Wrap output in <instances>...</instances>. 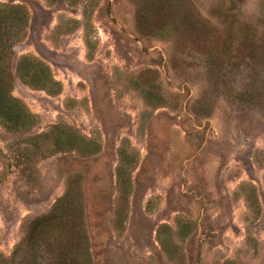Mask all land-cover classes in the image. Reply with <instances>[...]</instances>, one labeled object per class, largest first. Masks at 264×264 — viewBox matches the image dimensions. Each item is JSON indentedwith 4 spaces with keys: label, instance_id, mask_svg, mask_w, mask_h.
<instances>
[{
    "label": "rangeland",
    "instance_id": "obj_1",
    "mask_svg": "<svg viewBox=\"0 0 264 264\" xmlns=\"http://www.w3.org/2000/svg\"><path fill=\"white\" fill-rule=\"evenodd\" d=\"M2 99L0 264H264V0H0Z\"/></svg>",
    "mask_w": 264,
    "mask_h": 264
},
{
    "label": "trees",
    "instance_id": "obj_2",
    "mask_svg": "<svg viewBox=\"0 0 264 264\" xmlns=\"http://www.w3.org/2000/svg\"><path fill=\"white\" fill-rule=\"evenodd\" d=\"M0 113L4 114L6 113V102L4 100H0ZM50 253L43 252L42 254L39 252H36L35 256H25L24 262L25 264H55L53 258H50ZM62 257L67 259L69 257L68 254L62 255ZM69 262H64V264H67ZM58 264H63L62 258H60V261Z\"/></svg>",
    "mask_w": 264,
    "mask_h": 264
}]
</instances>
